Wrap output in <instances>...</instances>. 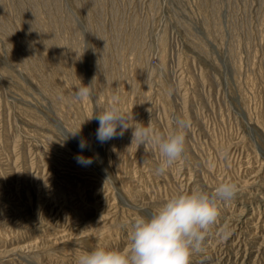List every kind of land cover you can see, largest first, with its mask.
Listing matches in <instances>:
<instances>
[{"label":"rangeland","instance_id":"obj_1","mask_svg":"<svg viewBox=\"0 0 264 264\" xmlns=\"http://www.w3.org/2000/svg\"><path fill=\"white\" fill-rule=\"evenodd\" d=\"M113 95L165 136L188 121L183 158L99 143ZM227 181L191 264H264V0H0V264L125 251L137 215Z\"/></svg>","mask_w":264,"mask_h":264},{"label":"clouds","instance_id":"obj_2","mask_svg":"<svg viewBox=\"0 0 264 264\" xmlns=\"http://www.w3.org/2000/svg\"><path fill=\"white\" fill-rule=\"evenodd\" d=\"M92 95L90 84H81L73 93V99L90 100ZM91 119L99 122L96 138L101 144L122 137L131 128L132 143L135 142L137 148L144 144L155 146L163 158L156 169L157 174H164L183 158L186 151L185 129L190 126L188 121L178 120V129L165 136L151 126L135 122L132 113L125 114L117 95H113L109 108L102 114H93ZM130 122L136 126H130ZM78 146L83 150L87 144L81 140ZM222 155L227 158L228 153ZM76 161L82 166H89L93 158L77 156ZM237 193V184L227 181L220 183L212 193L196 190L172 195L155 213L147 217L136 216L131 224V242L127 250L98 248L84 251L77 257L76 264H191L193 253L202 250L208 230L220 216L216 201H231ZM229 236L230 232L226 230L221 238L226 241Z\"/></svg>","mask_w":264,"mask_h":264}]
</instances>
